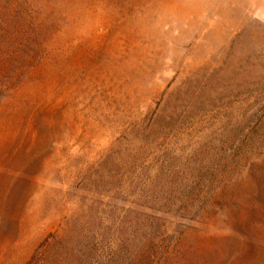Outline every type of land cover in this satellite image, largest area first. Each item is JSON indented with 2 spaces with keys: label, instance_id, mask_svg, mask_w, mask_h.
<instances>
[{
  "label": "rangeland",
  "instance_id": "obj_1",
  "mask_svg": "<svg viewBox=\"0 0 264 264\" xmlns=\"http://www.w3.org/2000/svg\"><path fill=\"white\" fill-rule=\"evenodd\" d=\"M0 264H264V0H0Z\"/></svg>",
  "mask_w": 264,
  "mask_h": 264
},
{
  "label": "trees",
  "instance_id": "obj_2",
  "mask_svg": "<svg viewBox=\"0 0 264 264\" xmlns=\"http://www.w3.org/2000/svg\"><path fill=\"white\" fill-rule=\"evenodd\" d=\"M185 202L188 203L189 201L187 202V200H186Z\"/></svg>",
  "mask_w": 264,
  "mask_h": 264
}]
</instances>
